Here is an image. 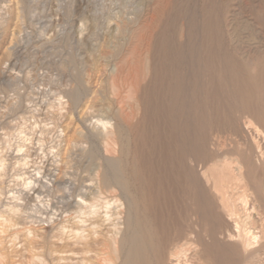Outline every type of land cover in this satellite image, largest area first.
<instances>
[{"label": "rangeland", "instance_id": "374dc122", "mask_svg": "<svg viewBox=\"0 0 264 264\" xmlns=\"http://www.w3.org/2000/svg\"><path fill=\"white\" fill-rule=\"evenodd\" d=\"M164 5L146 79L144 0H0V264L117 263L112 243L144 211L166 247L162 264H264V0ZM183 22L184 43L174 39ZM98 118L119 128L121 151L116 135L92 136ZM33 168L39 185L57 173L51 195L39 194L53 199L55 220L32 215L23 181ZM104 171H119L135 198L102 183ZM79 192L99 200L98 215L74 212ZM225 221L240 224L237 239Z\"/></svg>", "mask_w": 264, "mask_h": 264}, {"label": "bare ground", "instance_id": "6f19581e", "mask_svg": "<svg viewBox=\"0 0 264 264\" xmlns=\"http://www.w3.org/2000/svg\"><path fill=\"white\" fill-rule=\"evenodd\" d=\"M159 1V3H158ZM155 4H154V8L152 9V11L154 12H151L148 10V7H149V4H150V0H144L145 2V15H144V31L143 33L145 34L144 35V39H143V42H144V45H145V65H146V75H145V78L146 79H149V77L151 78L152 76V64H151V51H152V48H153V43L156 41L159 33H160V28H161V25L163 24H160V21L162 20V17L163 15L165 14V6L164 5V1L162 2V0H158ZM167 1V0H166ZM129 2V1H128ZM137 2V1H136ZM170 2V1H169ZM180 2V1H179ZM135 3V2H134ZM159 5H158V4ZM173 3V2H172ZM169 4V3H168ZM181 4V3H180ZM190 4V3H189ZM192 4V3H191ZM203 4V3H202ZM92 5V4H91ZM136 5V4H135ZM195 6V5H193ZM192 6V7H193ZM203 6V5H202ZM133 7V10H134V6ZM157 7V8H156ZM172 7V6H171ZM180 7V6H179ZM184 7V6H182ZM191 7V6H190ZM187 8V7H186ZM189 8V7H188ZM140 9V7H139ZM198 10V8H197ZM141 12V11H140ZM186 12V11H185ZM200 12V11H199ZM188 13V12H187ZM194 13V12H192ZM196 13V12H195ZM143 14V13H142ZM176 14V13H175ZM182 14V13H181ZM198 14H201V13H198ZM197 14V15H198ZM129 15V14H128ZM132 15V14H131ZM189 15V14H188ZM193 15V14H192ZM205 15V14H204ZM212 15V14H211ZM181 16V15H180ZM196 16V15H195ZM214 16V15H213ZM130 17V15L128 16ZM172 17V15H171ZM182 17V16H181ZM186 17V16H185ZM189 17V16H188ZM210 17V16H209ZM135 18V16H134ZM127 19V18H126ZM141 19V18H140ZM165 19V18H164ZM173 19V18H172ZM115 21V20H114ZM127 21V20H126ZM179 21V20H178ZM174 22V21H172ZM182 22V21H181ZM123 23V22H122ZM130 23V22H129ZM170 23V22H169ZM178 23V22H177ZM184 23V22H183ZM204 23V22H203ZM214 23V22H213ZM138 24V23H137ZM141 24H142V21H141ZM179 24V23H178ZM173 25V24H172ZM175 25V24H174ZM181 25V24H180ZM213 25V24H212ZM170 26V25H169ZM179 26V25H178ZM177 26V27H178ZM198 26V25H197ZM251 26V25H250ZM119 27V26H118ZM138 27V26H137ZM136 27V28H137ZM168 27V26H167ZM176 27V28H177ZM180 27V26H179ZM200 27V26H199ZM204 27V25H203ZM135 28V27H134ZM141 28V27H140ZM168 29V28H167ZM198 29V28H197ZM142 30V29H141ZM166 30V29H165ZM169 30V29H168ZM167 30V32H168ZM172 30V29H170ZM174 30H177V29H174ZM180 30V29H179ZM178 30V31H179ZM139 31V30H138ZM136 32V31H135ZM225 32V31H224ZM200 33V32H199ZM202 33V32H201ZM200 33V34H201ZM228 33V32H227ZM168 34V33H167ZM196 34V33H195ZM198 34V33H197ZM223 34V33H222ZM233 34V33H232ZM138 35V34H137ZM169 35V34H168ZM174 35V34H173ZM136 36V35H135ZM167 36V35H166ZM176 36V37H175ZM174 39L177 40H180L181 42H185L186 40H188L189 38V30L187 29V24L184 23L182 24V30L180 31V33H178V35H175ZM134 37V36H133ZM168 37V36H167ZM166 37V39H167ZM141 38V37H140ZM163 38V37H162ZM194 38V37H193ZM224 38V37H223ZM132 40V39H131ZM225 40V39H224ZM231 40H232V36H231ZM129 42V40H127ZM137 41V39H136ZM139 41V40H138ZM159 41V39H158ZM237 41V40H236ZM168 42V40H167ZM190 42V41H189ZM188 42V43H189ZM140 43V42H139ZM178 43V42H177ZM233 43V42H232ZM131 44V43H130ZM133 44V43H132ZM171 44V43H170ZM134 45H135V42H134ZM138 45V44H137ZM179 45V44H177ZM189 45V44H188ZM238 45V44H237ZM136 46V45H135ZM168 46V45H167ZM162 47V46H161ZM164 47V45H163ZM184 47V46H183ZM231 47V46H230ZM176 48V47H175ZM188 48V46H187ZM133 49V48H132ZM138 49V48H136ZM128 50V49H127ZM144 50V49H143ZM174 50V49H173ZM243 51V50H242ZM246 51V50H244ZM129 52V51H128ZM131 52V51H130ZM161 52V51H159ZM154 53V52H153ZM190 53V52H189ZM246 53V52H244ZM130 54V53H129ZM175 54V53H174ZM243 55V54H242ZM134 56V55H133ZM156 56V55H155ZM163 56V55H162ZM166 56V55H165ZM143 57V56H142ZM244 57V56H243ZM128 60V59H127ZM126 60V61H127ZM175 59H173L174 61ZM184 60V59H182ZM144 61V60H143ZM164 61V60H163ZM179 61V60H178ZM132 62V61H131ZM142 62V61H141ZM168 62V61H167ZM182 62V61H181ZM127 63V62H126ZM164 63V62H163ZM169 63V62H168ZM173 63V62H172ZM175 63V62H174ZM134 64V63H133ZM141 64V63H140ZM180 65V64H179ZM185 65V64H184ZM182 66V64H181ZM134 67V66H133ZM164 67V66H163ZM175 67V65H174ZM127 69V68H126ZM167 69V68H166ZM169 69V68H168ZM181 69V68H180ZM138 70V68H137ZM172 70V69H171ZM174 70H177V69H174ZM127 72V71H125ZM128 74V73H127ZM135 74V73H134ZM145 74V73H144ZM143 74V75H144ZM126 75V74H125ZM139 77V76H138ZM165 77V76H164ZM134 79V77H131ZM143 78V77H142ZM156 78V77H155ZM152 79V78H151ZM150 79V80H151ZM157 79V78H156ZM125 80V79H124ZM128 81V80H127ZM149 81V80H148ZM156 81V80H155ZM130 82V81H129ZM136 82V80H135ZM147 82V81H146ZM150 82V81H149ZM169 82V81H168ZM175 82V81H174ZM125 84V83H124ZM128 84V83H127ZM141 85V84H140ZM144 85V83H143ZM142 85V86H143ZM177 85V84H176ZM175 85V86H176ZM135 86V85H134ZM141 88L143 89L144 87ZM149 86V85H147ZM151 86V85H150ZM172 86V85H171ZM129 87V86H128ZM127 87V88H128ZM157 87V86H156ZM132 88V87H131ZM150 88V87H149ZM129 89V88H128ZM150 89H153V88H150ZM156 89V88H155ZM132 90V89H131ZM130 90V91H131ZM168 90V89H167ZM146 91V90H145ZM149 91V90H148ZM152 91V90H151ZM155 91V90H154ZM133 92V91H132ZM147 92V91H146ZM19 93V92H18ZM131 93V92H130ZM165 93V92H164ZM60 94V93H59ZM148 94V93H147ZM140 97V96H139ZM142 98H144L143 96H141ZM77 98H78V95L76 93H71L70 94V99L73 101V102H76L77 101ZM150 98V97H149ZM140 99V98H139ZM151 99V98H150ZM154 100V99H153ZM146 101V100H145ZM149 101V100H148ZM144 103V102H143ZM147 104V102H146ZM144 105V104H143ZM150 105V104H149ZM141 106V105H140ZM145 106V105H144ZM131 110V109H130ZM125 112V111H124ZM97 123L99 124L100 126V130L97 134H93L92 133V136L93 137H98L100 138L101 137V140L104 139V137H107L109 134H112V136L116 135L115 138L117 141L120 142L119 140V134H118V127H117V131L115 129L112 130V126H111V123L109 120H103V119H97ZM92 124V123H91ZM97 125V124H96ZM263 129H264V125L261 126ZM111 129V130H109ZM22 132V131H21ZM58 134V133H57ZM90 136V135H89ZM122 137V136H121ZM130 137V136H129ZM244 137V135H243ZM26 138V137H25ZM24 138V139H25ZM121 139V138H120ZM243 139V138H242ZM245 141V140H244ZM25 142V141H24ZM41 143V142H39ZM123 143V142H122ZM58 145V144H57ZM56 145V146H57ZM60 145V143H59ZM75 145V144H74ZM19 146V145H18ZM20 147V146H19ZM76 147V146H75ZM82 147V146H80ZM21 148V147H20ZM61 147H58L57 149H60ZM83 148V147H82ZM119 150L121 151L122 150V145H121V142L119 144ZM53 153V152H52ZM106 153V152H105ZM54 154V153H53ZM60 154H61V151H56V159H61L60 158ZM52 155V154H51ZM256 155V153H255ZM54 156V155H53ZM3 157V156H2ZM23 158L19 159V160H22ZM25 159V158H24ZM103 159V163L105 164V166H108V165H112V164H117L120 166V163L118 162L117 159L115 158H112V157H102ZM30 160V159H29ZM20 162V161H19ZM118 162V163H117ZM133 162V161H132ZM24 166H27L28 163V159L24 162H21ZM57 163V162H56ZM6 164V162H5ZM96 164V163H95ZM3 166L4 163L2 161V159L0 158V166ZM7 165V164H6ZM5 167V166H3ZM55 167V166H54ZM57 167V166H56ZM40 169V168H39ZM39 169L37 168H33L32 170H26L25 172H28L29 174L24 177V184H25V188H28L29 189V194L33 195L34 196V200L37 202L35 203V209H34V213L32 214L33 217L36 219H38L39 221H41L42 219H46V220H53L55 218V215H57L59 212L58 210L56 209L55 210V206H54V201L53 199L49 198L47 199L45 202H42L39 194H40V191L43 190V188L45 189H48L46 191H48V193L50 194L52 192V189L53 188V185L55 183V178L53 177L54 175H56L57 173L55 172V170H50L49 173L46 175L48 177H45L44 180H43V184L39 185L37 184L36 182H39L41 181V179H39L41 176L40 174V171ZM45 170V169H44ZM22 171V170H21ZM116 173H112V175H107L104 172H102V183H104L105 185H109L110 181L112 182H115V184H118L120 189L122 190L123 193H127L129 194V196L131 195L132 199L135 198L132 194H131V191L129 190V181L127 178H124L123 175L120 173L119 174V171H115ZM204 173V172H203ZM23 174V173H22ZM199 174V173H198ZM43 178V177H42ZM138 179V177H137ZM201 179V178H200ZM199 180V179H198ZM70 181V180H69ZM133 181V180H132ZM141 181V180H140ZM92 184V183H91ZM10 185V184H9ZM65 185V184H64ZM87 185V184H86ZM97 185V184H96ZM57 186V189H59V186L58 184L56 185ZM103 186V184H102ZM101 186V187H102ZM133 186V185H132ZM260 186V185H259ZM10 187V186H9ZM12 187V186H11ZM98 187V186H97ZM70 185L69 184H66L65 186L62 187V190H65V191H68L70 189ZM99 188V187H98ZM14 189V188H13ZM106 189V188H105ZM93 190V189H92ZM98 189H96V193ZM113 190V189H112ZM111 190V191H112ZM82 191V190H81ZM80 191V192H81ZM77 194V198L75 199V208H76V213L78 214H92V215H98V206L100 204L99 200H95L94 198L91 199V201H87L85 200L86 197L83 196L82 193ZM83 192V191H82ZM107 192V191H105ZM15 193V192H14ZM13 194V193H12ZM48 194V195H49ZM100 195L102 193H99ZM17 195V193H16ZM51 195V194H50ZM97 195V194H96ZM46 196V195H45ZM69 197H71V195H68ZM91 196V195H90ZM93 196V194H92ZM8 197V196H7ZM18 199H21V193L18 194V196H14ZM24 197V196H23ZM47 197V196H46ZM98 196H96L95 198H97ZM100 197V196H99ZM113 197V196H112ZM124 197V196H123ZM106 198V196H105ZM43 199V198H42ZM74 199V198H73ZM88 199V198H87ZM90 199V198H89ZM88 199V200H89ZM101 199V198H99ZM117 201V199H114ZM44 201V200H43ZM111 201V199H110ZM113 202V201H112ZM119 203V200L117 201ZM6 203V202H5ZM58 203H62V205L65 203L64 201H60ZM72 203V204H74ZM101 203H104L105 205V216L107 218H109V214H108V211H109V208L110 206L113 204H111L109 202V200H103L101 201ZM119 206H121L120 204H118ZM127 206H128V209H129V203H127ZM117 207V206H116ZM8 208V206H7ZM74 208V207H73ZM139 208V207H138ZM111 209V208H110ZM8 210L14 212H18L20 210V208L17 207V204H12L9 206ZM138 210V209H137ZM112 211V210H111ZM131 211V210H130ZM23 212V211H22ZM100 212V211H99ZM115 212V211H114ZM113 212V213H114ZM112 213V214H113ZM29 214V213H28ZM100 214V213H99ZM111 214V215H112ZM117 214V213H115ZM30 215V214H29ZM102 215V214H101ZM73 216V215H72ZM32 217V216H31ZM80 217V216H79ZM90 217V216H89ZM98 217V216H96ZM84 218V217H83ZM92 218V217H91ZM153 218V217H152ZM28 219V218H27ZM31 220V219H30ZM55 220V219H54ZM93 220V219H92ZM121 220V219H120ZM45 221V220H44ZM95 221V219H94ZM108 221V220H107ZM116 221V220H114ZM119 221V220H118ZM27 222V221H26ZM83 222V220L81 221ZM91 222V221H90ZM109 222V221H108ZM113 222V221H112ZM75 223V222H74ZM118 223V222H117ZM80 224V223H79ZM114 224V223H113ZM256 224V223H255ZM83 225V224H82ZM80 225V226H82ZM85 225V224H84ZM100 225V224H99ZM98 225V226H99ZM111 225V224H110ZM225 225V229H226V232H227V236H228V239H237V237L239 236L238 234L236 235L235 232H239V226L240 224H236L235 225H231L228 221H225L224 223ZM66 226V225H65ZM72 226V225H71ZM91 226V224H90ZM94 226V225H93ZM62 227V226H61ZM64 227V226H63ZM97 228V226H95ZM66 228V227H65ZM90 228V227H89ZM119 228V227H118ZM93 229V228H92ZM224 229V230H225ZM67 230V229H65ZM75 230V229H74ZM86 230V229H85ZM91 230V229H90ZM94 230V229H93ZM183 230V229H182ZM222 230V229H221ZM223 230V231H224ZM250 230V229H249ZM254 230V229H253ZM72 231V230H71ZM83 229L80 231V230H76L74 231L75 235H76V238H77V241L76 242H82L84 237L81 235ZM181 231V230H179ZM252 231V229H251ZM251 231H248V232H251ZM85 232V231H84ZM116 232V231H115ZM161 232V231H159ZM247 232V231H246ZM247 232V233H248ZM95 233V231H94ZM119 232L117 231V234ZM114 234V233H113ZM157 229L156 227L153 225V223L151 222V220L148 218L147 214H146V211L144 212H137L134 214V216L131 218V219H128L126 218V227H125V230L123 232H121V235L119 237V239L117 241H115L114 243H112L111 247H112V254L114 255V258L118 261L117 263L114 262V264H162L164 259H165V253H166V247L165 245L163 244L164 242L161 243L160 241V238L159 236L157 235ZM246 234V233H245ZM88 235V233L86 234ZM178 235V234H177ZM198 235V234H196ZM248 235V234H247ZM250 238L251 240H253V242L255 241L256 243L258 242V235H257V232H254L252 231L250 233ZM112 237V236H111ZM75 238V239H76ZM89 238V237H87ZM171 238V237H170ZM245 238V237H244ZM86 239V238H85ZM85 239H84V242H85ZM93 239V238H92ZM180 239V237H179ZM249 239V238H248ZM99 240V239H98ZM115 240V238H114ZM250 240V239H249ZM88 241V240H87ZM86 241V242H87ZM112 241V240H111ZM164 241V240H163ZM65 242V241H64ZM75 242V241H74ZM91 242V241H90ZM186 242V241H185ZM251 242V241H249ZM252 242V243H253ZM77 244V243H76ZM72 245V244H71ZM176 245V244H175ZM258 245V244H257ZM63 246V245H62ZM174 246V245H173ZM180 246V245H179ZM261 246H264V243H262ZM79 248V247H78ZM172 248V247H171ZM170 248V249H171ZM176 248H178L176 246ZM181 248H182V245H181ZM180 248V249H181ZM188 248V247H187ZM174 249V248H173ZM186 249V248H185ZM189 249V248H188ZM187 249V250H188ZM79 250V249H78ZM86 250V249H85ZM89 250V249H88ZM244 250L246 251L247 248L246 246L244 247ZM90 251V250H89ZM261 251V250H260ZM263 251V250H262ZM68 252V251H67ZM172 252V251H171ZM178 253V252H177ZM180 253V252H179ZM187 253V252H186ZM174 254V260H176V257L178 256L175 253ZM263 254V252H262ZM261 254V255H262ZM172 256V255H170ZM186 257V256H185ZM179 258V257H177ZM84 259V258H83ZM82 260V259H81ZM80 261V260H79ZM174 261V262H175ZM178 262V261H177ZM180 262V260H179ZM168 264H172L173 262H171L170 259H168ZM176 263V262H175ZM85 264V263H84Z\"/></svg>", "mask_w": 264, "mask_h": 264}]
</instances>
